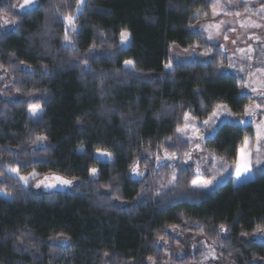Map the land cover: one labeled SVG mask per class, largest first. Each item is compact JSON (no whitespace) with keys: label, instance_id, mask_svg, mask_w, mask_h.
Masks as SVG:
<instances>
[{"label":"trees","instance_id":"trees-1","mask_svg":"<svg viewBox=\"0 0 264 264\" xmlns=\"http://www.w3.org/2000/svg\"><path fill=\"white\" fill-rule=\"evenodd\" d=\"M17 1L0 0V16L15 22L5 30L0 21V71L16 96L0 95V170L20 167L21 174H56L80 185L37 193L9 173L0 177V190L10 193L0 199V264H152L148 257L156 264L201 263V252L175 257L172 225L214 246L229 264H264V243L245 241L264 227V169L212 192L192 190L194 177L178 167V178L185 177L175 188L165 187L170 167L152 171L168 145L177 154L187 148L175 132L185 111L204 121L217 103L239 116L254 102L235 77L219 70L218 48L207 63L165 70L172 48L191 50L206 38L193 28L210 18L215 0H85L76 51L62 47L64 24L55 13L57 7L75 12L76 0H38L39 7L24 14L14 12ZM125 28L128 48L120 45ZM128 59L135 71L124 68ZM29 101L43 109L37 119L29 117ZM37 135L47 140L33 143ZM245 137H253L252 126L223 124L204 147L232 165ZM98 148L113 161H97ZM138 158L139 167L150 170L142 181L130 176ZM93 167L99 172L94 181Z\"/></svg>","mask_w":264,"mask_h":264},{"label":"snow or ice","instance_id":"snow-or-ice-1","mask_svg":"<svg viewBox=\"0 0 264 264\" xmlns=\"http://www.w3.org/2000/svg\"><path fill=\"white\" fill-rule=\"evenodd\" d=\"M240 3L244 5L246 10L251 11V14L253 15H260L262 18H264V0H261L260 8L257 11H252L248 9V0H240ZM13 7H16V5H13ZM20 7L25 8H38V0H24L23 5H20ZM85 7V0H76L75 4V12H72L70 14H63L64 9H61L60 7H57L55 10L56 16L59 20H62L64 24V32H63V45L62 47L70 49L72 51H76L75 44L76 41L74 37L78 36L80 33V29L77 27V21L79 19V16L77 13L82 14L83 9ZM207 15V13H205ZM219 15L229 16V15H235L237 18L241 16V13L239 11L231 12L227 10V7L220 2V0H215L212 8V16L216 17ZM197 16H199V13H197ZM4 24H9L10 21L8 20L7 16L5 15L3 18ZM11 23H15L14 21H11ZM224 21H221L218 24H208L203 26V32L207 33L206 38L202 40L200 43H196L191 45V51L189 49H184V52L187 53V56L183 59H191L192 57H195L197 55L199 56H208L210 57L212 55L213 48H218V55L221 57V63L219 65V68L221 70L224 69V60H227L228 62V68L235 69L236 64L233 62V56H227V48L224 44L216 45L212 44L209 45L207 42L209 41H215L217 37L222 36L224 41H228L229 37L227 35V31H235V29H224ZM241 28H259L261 27L260 24L253 22L251 19L248 20H242L239 21ZM203 32L201 33H193V35H203ZM103 35V33H101ZM120 37V44L123 45L128 42L130 39V32L125 28L120 31L119 34ZM249 39H252L250 36ZM257 39H259L257 37ZM201 43L204 45V50L202 52L197 53L196 49L201 47ZM232 44H236V40L232 41ZM95 48V44L92 45V49ZM92 49L89 50V53H92ZM239 53H241L240 59L241 60H248L251 61L253 59L251 53L254 51V49L249 46L247 49H236ZM180 58L178 57L177 60ZM211 62V61H210ZM23 63V61H21ZM82 63L87 67L89 66V58L85 57L82 60ZM174 63L176 61L170 60L168 63L165 64V70H171L173 69ZM250 66V65H249ZM0 68H4L3 64H0ZM124 68L129 71H135L136 70V64L133 60L128 59L124 61ZM6 70V69H5ZM239 73H244L245 66L243 63H241L240 67L237 69ZM257 73L260 74L261 79L259 80V87L253 86V81L245 80L243 76L238 77L240 84L243 88L248 89L251 88V91L254 93H257V95L264 97V67H258L255 69L254 72L249 71L247 73V76L249 78L254 77ZM4 76H0V80H3ZM5 87H8L6 84ZM19 91V89H17ZM28 113L30 116L35 118L38 113L42 112L43 109L39 102L37 101H29L28 102ZM221 115H228L232 116L233 113L229 110L228 105L224 103H217L215 107L212 109L211 115L208 119H205L202 121L204 125H209L210 122L213 120L219 119ZM242 116L248 119H238L235 120L234 123L238 126H247L250 125L253 121L250 119L254 116H261L264 117V104H248L244 107ZM175 132L177 133V140L183 141L187 143L190 148L193 150L186 151L183 153V160L182 163L184 165H188L187 168L180 167L181 172H188L191 171V165L189 164V161L192 160L193 157V151L199 152L202 150V145L204 141L208 139V136L201 134V130L197 124V116L191 112V111H185L183 113V123L178 124L175 128ZM209 135H211V132H209ZM169 140L172 138L169 137ZM253 139L255 140V143L253 144ZM47 140L46 136L43 135H37L35 137V140L33 143L36 144H43ZM196 142V143H193ZM172 147V145H168L164 148L163 156L157 155L155 157V161L157 166L160 167H170L173 169L170 179L168 181V184L171 185L173 188L176 187V184L178 182L177 178V167L179 165H172L170 163H165L168 161H174L178 159L177 153L175 151H169L168 148ZM255 154V164L257 167L264 166V118H261L258 123L255 124V135L254 137H245L242 141V144L239 149L236 150V158L234 160V175L235 180L239 181L245 177L248 176V174L252 171L253 167V156ZM96 155L98 157H103L107 161H111L113 159L112 153L108 151H104L100 148L96 150ZM151 153H149V156ZM147 159V158H145ZM205 160L208 158L205 157ZM211 165L214 168H217V170L223 172H228L229 169L225 167L223 157H217L215 154L211 155ZM141 163V160L138 158L137 160L133 161V165L131 167V174L134 177H144L145 173L141 172L139 169V165ZM147 167V164L145 165ZM6 173H12L15 177L18 178V180L22 183L23 187L27 188L29 186V182L31 180H36L38 173L33 171L31 173H28L27 175L21 174L20 167H5L3 170H0V177L5 176ZM89 176L94 181L95 178L98 176V169L93 167L89 169ZM197 178H199L202 175V171L200 168V165L197 164L196 166V172H195ZM231 176L232 173H229ZM211 180L207 183H198V179H193L191 182V187L193 189H206L211 184ZM73 180L67 179L60 175H50L45 176L42 180H38L36 182V187L39 188L41 185H43L45 188H55L58 185L59 186H72ZM105 187H111V185H106ZM161 187H164V185H161ZM10 193H6L8 195ZM202 194V193H201ZM155 195L160 196L161 192L156 191ZM118 196H113V199H118ZM187 223V221L185 222ZM179 226L178 225H172L171 229L175 231ZM199 227V225H197ZM220 233H224L227 231V228L225 225L221 224L220 226ZM257 232H264V227L258 226L256 229ZM201 235H204L203 230L201 231ZM243 235V233H242ZM219 237V234H217V239ZM159 240L164 241L165 244H167V240H165L164 235H160L158 237ZM201 243L204 244L205 248H208V252L204 253V259L205 260H216V249L214 246H210L207 243H204L201 241ZM109 255L108 252H104V256L107 257ZM148 260L152 262V264H156V261L153 257H148ZM107 264V262H106Z\"/></svg>","mask_w":264,"mask_h":264},{"label":"rangeland","instance_id":"rangeland-1","mask_svg":"<svg viewBox=\"0 0 264 264\" xmlns=\"http://www.w3.org/2000/svg\"><path fill=\"white\" fill-rule=\"evenodd\" d=\"M220 2L222 4H224L227 7V10L231 11V12H235V11H239L241 13V16L239 18H237L235 15H229V16H224V15H219L216 17L211 16L209 19L207 20H203L202 22L198 23L193 30L197 31V32H203V26L208 25V24H218L221 21H224V25L223 28L224 29H235V31H227V35L229 37L228 41H224L222 36L217 37L215 41H209L208 43L212 44H216V45H220V44H224L227 48V56H233V62L236 64V68L235 69H230L228 68V62L227 60H224V69L221 70L219 69L222 73L227 74V75H231L233 77H235L238 81V83L240 84V81L238 79V77L243 76L245 80H251L253 81V86L255 87H259V80L261 79L260 74L257 73L254 77L249 78L247 76V73L249 71L254 72L256 68L258 67H264V18H262L260 15H253L251 14V11L246 10V8L244 7V5L242 3H240V0H220ZM1 3V2H0ZM24 0H18L17 3L15 4L16 7H14V12H16L17 14H24L27 12L32 11L35 8H27V10L25 8L20 7V5H23ZM261 5V0H248V9L252 10V11H257L259 10ZM78 14V13H77ZM3 18L4 15L0 16V21L2 24V28L5 30H8L9 28L11 29L13 27V24L10 23L9 24H4L3 23ZM251 19L253 22L258 23L261 25V27L259 28H241L240 27V23L239 21L242 20H248ZM204 36H207L206 32H203ZM252 37V39H249V37ZM257 37L259 39H257ZM236 40V44H232V41ZM131 42V38L128 40L127 43L121 45V47L123 48H128ZM249 46H251L254 51L251 53L253 59L251 61L248 60H241L240 56L241 53H239L238 51H236V49L240 48V49H247ZM191 51V50H189ZM196 52L199 53L200 51L198 49H196ZM170 56L172 61H176V63H188L191 61H196L198 63L204 64L207 63L210 60V57L208 56H195L192 57L191 59H183L184 57L187 56V53H185L184 51L178 49V48H172L171 52H170ZM180 58L179 60H177V58ZM221 63V62H220ZM241 63L244 64L245 66V71L244 73H239L237 71V69L240 67ZM250 65V66H249ZM0 76H4L3 80H0L2 82V88L0 90V95L4 98V99H14L15 93L12 92V80L7 76V74L3 73L0 71ZM8 85V87H5V85ZM241 85V84H240ZM241 90L242 92L253 96L254 97V102L252 104H264V97H261L259 95H257V93H254L251 91V88L245 89L241 86ZM261 99V103L258 102V100ZM41 112L38 113V115L33 118L32 116L29 117L31 119H37L40 116ZM211 115V114H210ZM209 115V116H210ZM209 116L207 117V119L209 118ZM248 119L243 117L242 115L239 116H228V115H221L219 119L213 120L212 122H210L209 125H204L202 123V121L197 120V124L201 130V134L208 136V139L212 138L214 136V134L216 133L217 129L223 125V124H228V123H234L235 120L238 119ZM261 118V116H254L251 117L250 119L253 121L250 126L253 127V137L255 135V124L259 122V120ZM248 126V125H247ZM209 132H211V135H209ZM207 139V140H208ZM206 140V141H207ZM206 141H204L203 145H202V150L199 152L193 151V157L192 160L189 161V164L191 165V171L188 172H182V173H186L187 176L189 177H194V179H198V183H207L208 181L211 180V184L208 186V188L206 189H193L191 187L190 184V188L194 191H200V192H212L215 189H217L218 187L224 185L230 178L232 181L235 180V175H234V164L232 165H225V167H227L229 169L228 172H221L219 170H217V168H214L211 165V155L210 153H208L205 150V143ZM196 143V142H193ZM255 143V140L253 139V144ZM187 144V143H186ZM193 150L192 148H190V146L187 144V148L181 153V154H177L178 159L174 160L172 165H175V163L177 165H179L178 169L180 170V167H184L187 168L188 165H184L182 163L183 160V153L186 151H191ZM94 157L97 161L102 162V163H110L113 161V159L111 161H107L105 158L103 157H98L96 155V152L94 153ZM207 157L208 159L205 160L204 158ZM155 164V163H154ZM153 164V165H154ZM197 164L200 165L201 171H202V175L197 178L195 172H196V166ZM141 172L145 173V178L146 176L149 175L150 170L148 168H140ZM159 169V168H158ZM171 170L169 171H173L172 168H170ZM264 169V166L261 167H257L255 164V154L253 156V167H252V171L248 174L247 177L236 181L234 183V185H238L241 184L243 182H246L250 179H252L254 177V174L258 171H261ZM154 172L157 171V165H155L154 170H152ZM177 171V178L179 176V171ZM99 173V172H98ZM229 173H232V175L230 176ZM9 175H11L12 177L16 178L18 180L17 177L14 176V174L9 173ZM25 175V174H23ZM27 175V174H26ZM50 175H56V174H49V175H42V176H37L36 180H31L29 182V187L37 193H53V192H64V191H72L76 186L80 185V182L78 180H73V184L72 186H57L55 188H45L43 185H41V187L37 188L36 182L38 180H42L45 176H50ZM99 175V174H98ZM130 176L131 178L135 179V180H143L144 177H134L131 174L130 171ZM90 177V176H89ZM180 177H185V176H180ZM179 177V178H180ZM98 176L95 178L97 179ZM168 180L170 179V176L167 177ZM178 178V179H179ZM90 179H92L90 177ZM19 181V180H18ZM20 182V181H19ZM21 183V182H20ZM22 184V183H21ZM84 187V186H83ZM165 187H170L172 188L171 185H169L168 183L165 185ZM0 199H10V195H6V192L0 190ZM170 233L174 236L175 239H177L178 241V245L175 247V257L181 258L184 257L186 254H196L198 252H201L202 254L207 253L208 252V248L204 247V244L201 243V241H203L204 243H206L203 239L201 238H195V237H191L188 234H183V232L181 230L176 229L175 231L171 230ZM60 241V240H57ZM245 241L248 242H261L264 243V233L263 232H257L255 234H253L250 237H247L245 239ZM163 244V242H160V245ZM169 244V243H168ZM208 244V243H207ZM167 244H165L164 246L166 247ZM209 245V244H208ZM211 246V245H210ZM216 249V248H215ZM217 251V250H216ZM167 256H171L169 253H166ZM217 255V253H216ZM204 256V255H203ZM199 264H229L225 261H222L218 256L216 260H205L203 259V261H201V263L199 262Z\"/></svg>","mask_w":264,"mask_h":264}]
</instances>
